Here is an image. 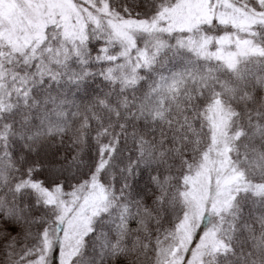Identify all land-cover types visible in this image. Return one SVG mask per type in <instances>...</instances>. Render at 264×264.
I'll return each mask as SVG.
<instances>
[{"label": "snow or ice", "instance_id": "1", "mask_svg": "<svg viewBox=\"0 0 264 264\" xmlns=\"http://www.w3.org/2000/svg\"><path fill=\"white\" fill-rule=\"evenodd\" d=\"M0 264H264V0H0Z\"/></svg>", "mask_w": 264, "mask_h": 264}]
</instances>
